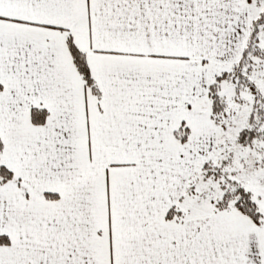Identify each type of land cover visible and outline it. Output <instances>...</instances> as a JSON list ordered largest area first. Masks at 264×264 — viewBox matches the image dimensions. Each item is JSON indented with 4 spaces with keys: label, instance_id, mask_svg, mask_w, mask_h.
<instances>
[{
    "label": "snow or ice",
    "instance_id": "1",
    "mask_svg": "<svg viewBox=\"0 0 264 264\" xmlns=\"http://www.w3.org/2000/svg\"><path fill=\"white\" fill-rule=\"evenodd\" d=\"M0 264H264V0H0Z\"/></svg>",
    "mask_w": 264,
    "mask_h": 264
}]
</instances>
